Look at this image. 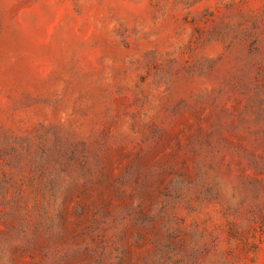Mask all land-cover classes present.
Returning <instances> with one entry per match:
<instances>
[{
	"label": "rangeland",
	"instance_id": "374dc122",
	"mask_svg": "<svg viewBox=\"0 0 264 264\" xmlns=\"http://www.w3.org/2000/svg\"><path fill=\"white\" fill-rule=\"evenodd\" d=\"M0 264H264V0H0Z\"/></svg>",
	"mask_w": 264,
	"mask_h": 264
}]
</instances>
